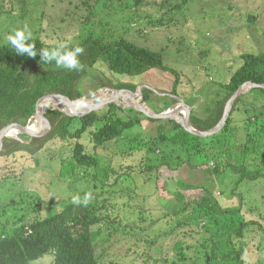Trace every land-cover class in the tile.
Wrapping results in <instances>:
<instances>
[{
  "label": "rangeland",
  "instance_id": "obj_1",
  "mask_svg": "<svg viewBox=\"0 0 264 264\" xmlns=\"http://www.w3.org/2000/svg\"><path fill=\"white\" fill-rule=\"evenodd\" d=\"M104 2L0 0V45L7 42L9 34L22 29L25 24L31 29L32 37L61 44H76L90 33L104 40L127 37L138 45L160 51L168 69L155 68L139 76L115 77L100 61L97 63L99 67L95 66L98 67L94 70L96 74L90 71L88 76H96L105 82L112 78L113 82L136 83L141 93L143 88L149 89L152 91L149 100L144 101L143 94L136 98L152 110L151 106L162 102L169 103L166 108L159 105L163 111L175 109L178 107L176 97H180L191 107L189 118L191 115L203 117L215 95L224 93L216 83L228 80V76L242 64V54L264 53V0H145L138 7L133 6L131 0ZM88 10L93 11L90 18L87 17ZM86 81L81 79L82 83L79 82L81 89L92 85ZM174 86L177 95L169 94ZM112 89L99 87L75 100L73 105L81 108L97 103V110L102 113L109 104L105 102L114 97L111 96ZM248 92L232 112L233 126L238 128L234 132L239 133L241 139L255 130L252 124L264 115L262 99L252 104V97L261 95L260 91ZM124 95L123 98H114V103L123 108L124 111L120 112L123 117H137L140 123L124 130L123 135L97 151H94L90 134H87L82 142L85 151L96 157V166L79 167L74 174L60 175L61 157L70 156L71 150L59 141L52 145L47 143L38 152L32 150V157L22 151L0 160V231L2 227L10 230L21 219L55 213L64 204L72 202L73 196H78L81 203L75 204L77 211L92 205L99 215L108 214L113 221L108 223L104 219L92 226V231L99 232L94 242L99 264H154L157 258L165 257L167 262L159 259L158 264H192L193 261L196 264H217L207 259L210 241L205 247L194 243L183 261L175 253L172 255L168 241L182 242L181 239H185L188 242L190 239L182 232L180 238L178 231L173 232L171 240L162 237L170 231L173 221L172 216L166 214L165 207L172 203L182 204L177 198L171 199L169 184L180 180L188 185L208 187L222 206L235 205L241 200L246 218L259 221L262 227V230L246 234L248 249L243 258L264 264V177L240 183L232 196L230 190L239 176L224 172L225 169L212 171L215 154L224 162H233L239 160L240 147L233 148L231 139L223 135L216 137L221 138L222 143L200 136L211 166L204 164L193 168L187 165V150L156 139L159 133L153 126L157 122L148 121L150 116L129 106L132 103ZM54 105L70 110L50 102L45 112ZM183 112L179 109L177 113ZM248 117L249 130L244 128L248 126ZM34 123L41 129L34 116L26 125ZM6 137L23 144L31 140L24 133ZM148 166L156 167L155 172L148 171ZM166 181L168 185H165ZM175 188L174 185L172 189ZM85 194L91 196L86 204L83 203ZM185 194L187 199L197 195L192 190H185ZM201 227L200 223L191 226L193 229ZM111 228L115 232L106 241L104 237ZM203 237H208V233ZM224 246L219 245L218 252ZM52 262L53 254L48 253L29 264Z\"/></svg>",
  "mask_w": 264,
  "mask_h": 264
},
{
  "label": "trees",
  "instance_id": "obj_2",
  "mask_svg": "<svg viewBox=\"0 0 264 264\" xmlns=\"http://www.w3.org/2000/svg\"><path fill=\"white\" fill-rule=\"evenodd\" d=\"M99 1L105 3L104 0H97ZM131 1L133 6L138 7L145 0ZM84 4H87L86 1ZM87 15L90 18L93 11L91 13L88 10ZM28 42L36 46L37 55L35 57L17 54L7 42L0 45V129L10 123L26 125L33 118L36 102L47 94H55L75 101L84 95L91 94L99 87H112L131 91V94H128L133 98L138 96L136 83L119 80L113 82L112 78H108L105 82L97 79L96 76H88L90 71L94 73V70H98L97 63L100 61L111 72L110 75H115V77L139 76L155 68L168 69L164 65L160 51L138 45L124 36L104 40L90 33L76 44L48 42L39 37H32ZM57 45H64L66 50H71L76 46L82 47L84 51L78 57L82 68L69 70L57 67L55 62L45 63L40 60V49ZM241 59L242 64L228 76L226 82L216 83L224 93L215 95L205 115L203 117L190 116L191 125L194 128L199 130L212 128L220 119L226 101L242 83L247 81L264 83V53H244ZM97 65L98 67H95ZM172 72L176 75L173 70ZM81 79L84 81L87 79L86 82H92V85L81 89L79 84ZM255 89L259 90L261 95L252 97V104L259 99L264 101V89L253 88L250 92ZM149 93L152 91L147 88L142 89L144 101L150 99ZM169 94L177 95L175 86ZM247 95L241 94L235 100L223 128L217 134L205 137L214 138V142L222 143V139H216V137L223 135L222 137L231 139L233 148L240 147L241 149L239 160L224 162L218 154H215L213 159L212 171L220 172L221 169H225L224 172L229 171L239 176L230 190L232 196H235V189L240 183L264 177V115L262 114L261 119H256L252 124L255 125V130L243 135V139L239 133L234 132L238 128L232 123V112ZM172 100L175 99L172 98ZM108 103L102 113L95 109L74 116L55 108H49L44 113L49 123L47 132L31 137L28 144L5 137L0 149V160L22 151L27 157H32V150L38 152L47 143L52 145L59 141L65 143L71 150L70 156L61 157L60 175L74 174L79 167L96 166V157L93 153L85 151V145L82 142L87 134H90L93 149L97 151L107 142L123 135L124 130H129L140 123L137 117H123L124 114L120 112L124 110L120 105L114 102ZM161 104L164 108L169 105L167 102ZM161 104L156 103L151 107L155 112L160 113L164 110L160 108ZM249 108L245 110L250 111ZM147 119L157 122L153 128L159 133L158 138L155 134L151 136L152 139L156 137L160 141H169L187 150V165L193 168H200L204 164L211 166L206 158L207 154L205 155L200 136L186 131L173 119L155 117ZM249 120L250 117L246 119L248 126L244 128L251 127ZM147 168L148 171L153 170V173L156 169L153 166ZM166 184L169 183L166 181ZM174 185L176 190L172 189ZM169 186L171 199L177 198L182 204L172 203L171 206L165 207L166 214L171 215L173 221L170 231L162 234V237L166 241L171 240L173 232L178 231L180 238L182 232L185 238L190 239L188 242L185 239H181L182 242L173 239L172 244L168 241L172 255L175 253L179 260L184 261L189 254L188 250L195 246L194 243L198 242L199 246L205 247L210 241L207 259L214 260L217 264H256L243 258L248 249L246 234L252 230H262V227L259 221L246 218L241 207V200L235 205L222 206L206 186L188 185L180 180H176L173 185L169 184ZM185 190H192L197 195H194L193 199H187ZM96 211L97 208L92 205L77 211L76 205L68 202L55 213L30 220L21 219L10 230L2 227L0 264H29L48 253L53 254L52 264H99L94 246L99 232L92 231V226L101 223L104 219H107L108 223L113 221L110 220L108 214L101 216ZM197 223H200L202 227L191 228ZM113 232L115 230L109 229L104 239L108 241ZM206 233L208 237H203ZM221 244H225L224 249L218 252V246ZM159 259L166 263L168 258H157L154 264H158ZM192 264H196V261Z\"/></svg>",
  "mask_w": 264,
  "mask_h": 264
},
{
  "label": "water",
  "instance_id": "obj_3",
  "mask_svg": "<svg viewBox=\"0 0 264 264\" xmlns=\"http://www.w3.org/2000/svg\"><path fill=\"white\" fill-rule=\"evenodd\" d=\"M258 87L264 89V83H255L252 81H247V82L242 83L240 86H238V88L231 94V96L226 101L224 108H223L222 115H221L220 119L218 120V122L212 128L207 129V130H199L197 128H194L191 125L190 118H189V111L191 110V107L189 105H187L180 97H176V99L178 100V103H177L178 107L177 108L172 109V110L169 109V110H166V111H163L160 113H157L154 110H152L151 108L146 107V105L145 106L142 105L137 98H133L128 94L131 92L128 90L112 89L113 94H111V96H114V97H111V98L114 99V98H117L118 96L123 98V95L125 94L124 96H126L127 100L132 103L129 106L137 109L139 112H143L147 116L155 117V118L173 119L176 122H178L186 131H188L194 135L210 136V135L217 133L224 126L235 100L241 94H244V93L250 91L251 89L258 88ZM136 93L138 95V98L142 97V93H141L139 86L136 87ZM113 99L107 100L105 103L114 102ZM50 102L55 103V104H61V105L65 106L66 108H70V110H66V109L59 107L58 105L52 106V108L58 109L67 115H73V116L79 115L80 113L85 112V111L95 110L98 107V104L96 103V104H92L90 106H84L81 108H76L73 105L74 101L68 100V99L61 97L59 95L47 94V95L41 97L36 102L35 112L33 115L35 117V119L37 120V122H39L41 129H39L37 131H31L29 129L28 125H19L17 123L7 124L0 129V148L2 147L3 139L6 136H8V131L12 130V129L15 130L17 133L28 134L30 137L40 136V135L45 134L47 132V130L49 129V123L44 116L45 110L39 111V105L44 103L48 106V104H50ZM179 109L183 110L184 112L182 114H178L177 112Z\"/></svg>",
  "mask_w": 264,
  "mask_h": 264
},
{
  "label": "clouds",
  "instance_id": "obj_4",
  "mask_svg": "<svg viewBox=\"0 0 264 264\" xmlns=\"http://www.w3.org/2000/svg\"><path fill=\"white\" fill-rule=\"evenodd\" d=\"M31 38V29L25 24L22 29H15L13 33L9 34L6 37V40L17 54H27L29 57H35L37 55L36 46L34 43L28 42ZM83 51L84 49L79 46H76L71 50H66L64 45H57L52 48H42L39 50V53L40 60L45 63L55 62V65L60 68L80 70L82 65L80 64L78 57ZM90 198V194H85L83 203L86 204ZM72 203L80 204L81 200L78 196H73Z\"/></svg>",
  "mask_w": 264,
  "mask_h": 264
},
{
  "label": "bare ground",
  "instance_id": "obj_5",
  "mask_svg": "<svg viewBox=\"0 0 264 264\" xmlns=\"http://www.w3.org/2000/svg\"><path fill=\"white\" fill-rule=\"evenodd\" d=\"M46 107H47L46 104H44V103L40 104L39 105V111H44L46 109ZM29 129L31 131H37L39 129V127H37V125L34 123V124L29 126ZM17 134L18 133L15 130H13V129L8 131V136H13L14 137V136H17Z\"/></svg>",
  "mask_w": 264,
  "mask_h": 264
}]
</instances>
